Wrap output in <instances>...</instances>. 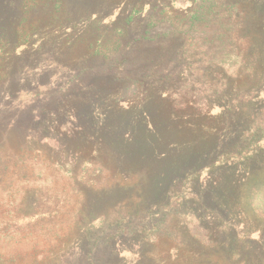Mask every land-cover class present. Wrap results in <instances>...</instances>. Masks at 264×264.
I'll return each mask as SVG.
<instances>
[{"label": "rangeland", "instance_id": "obj_1", "mask_svg": "<svg viewBox=\"0 0 264 264\" xmlns=\"http://www.w3.org/2000/svg\"><path fill=\"white\" fill-rule=\"evenodd\" d=\"M193 7L0 0V264H264V149L210 165L254 148L248 126L261 121L264 134V37L246 22L253 76L233 55L200 64L190 39L184 49L179 37L140 39L148 25L149 37H192L194 17H181ZM128 41L140 65L160 62L141 71L142 86L113 75L132 66L121 61ZM147 206V230L109 239L110 223Z\"/></svg>", "mask_w": 264, "mask_h": 264}, {"label": "trees", "instance_id": "obj_2", "mask_svg": "<svg viewBox=\"0 0 264 264\" xmlns=\"http://www.w3.org/2000/svg\"><path fill=\"white\" fill-rule=\"evenodd\" d=\"M194 17L193 21V28L192 30H188L192 32V37H187V40H185L186 32H182V35L180 33L176 34H164L159 36H153L149 37L147 36V32L149 29V25L147 26L146 30L143 34H141L140 39L149 44L158 45L160 40H169L172 44H174L175 38L179 37L183 40L181 49H184L185 43L190 39V47L192 51H194L190 58H194L195 55L197 58L202 56L201 59H199L200 64L204 65L203 56L209 57V62H207V65H211L212 67H220L222 68L223 65H225V57L227 56H235L236 58H240L242 60L243 66L239 68V74L248 73L249 76H253L254 74L258 75L259 71L253 69V67L249 66L247 64V50L248 48H256L254 43H250L249 39H252L249 34L244 33L243 31H246L248 25L246 22L248 20L252 19L255 20V26L259 32H254L257 37H264V0H194V7L187 13L183 14L181 19L184 21H187L189 17ZM245 22V23H244ZM186 24V23H185ZM184 24V26H185ZM180 34V35H179ZM249 46V47H248ZM126 53L122 56L121 61H125L132 66L128 71L123 72V70H119L115 72L113 75L116 80L122 81V80H131L135 82L136 84H139L140 86L143 85L144 80L139 79V74L141 71H149L153 64L159 66V63H157V60L155 58H149L147 61L143 64H139L135 56H133V51L135 50L134 45L128 41L125 44ZM187 53V50L183 52V55ZM195 54V55H194ZM222 60H220L217 57H221ZM134 57V58H133ZM187 57V56H186ZM194 60V59H193ZM122 62L119 63L120 67L122 65ZM149 65V66H147ZM139 69V70H138ZM201 69V68H199ZM260 75V74H259ZM208 76L205 74V72H202L200 74V80L205 83V80L207 81ZM170 89L174 92L175 88L173 86H170ZM85 99L87 101V97L89 93L84 94ZM175 104V103H174ZM207 107V106H205ZM189 108L188 103L184 104L185 110ZM258 125L253 124L252 126H248L249 128L246 129L243 132V136L249 134L250 137L254 140V148L252 150L247 151H232L227 153L225 151V154L219 155L214 162H212L210 165L213 166L216 164L217 160L220 159L222 156L224 157H234L237 162L248 160V159H254L256 158L257 154L264 149V144H261V141H264V134L261 133V127H263V124L261 121H258ZM11 132H17L18 128L20 127L19 119L15 120L13 123H11ZM154 127L156 130L161 129V126L157 124V122H154ZM75 128H73L74 131ZM17 135V134H16ZM156 138L154 143L151 142V145L155 148H158L161 143H163L166 139L162 132H155ZM137 139H134L132 142H136ZM167 142H170V140H167ZM128 148L125 150H122L121 152H126L127 154ZM120 152V153H121ZM203 154L199 153L197 155V160L195 162L196 166H200V160L203 158ZM195 156H193L194 158ZM263 157V156H261ZM260 158V157H257ZM23 158L17 159V161L21 160ZM121 159V157H120ZM4 160L2 163L4 165ZM232 161H225L222 162L221 165H217L214 167L223 166L225 164L231 163ZM124 163V162H123ZM127 165V164H126ZM8 167L5 165V170H7ZM128 169L129 166H128ZM201 171V170H200ZM165 175V174H163ZM192 178L191 175L186 176L183 180ZM182 180V181H183ZM180 182L177 183V185ZM263 187H258V189ZM253 195V194H252ZM253 201V197H252ZM182 205L184 206V202H182ZM167 207V206H166ZM158 208V206H157ZM156 209V206H147V208H142L139 211L135 212L131 217L128 219H122L121 221H116L113 223V229L111 230V236H109V239H115L113 237H132L135 236L136 233H142L145 230H147L148 226L146 223L152 222ZM138 220V223H136L134 226H131L130 223H127L128 220ZM89 241L92 240L91 236L89 235L87 238ZM111 239V240H112Z\"/></svg>", "mask_w": 264, "mask_h": 264}]
</instances>
